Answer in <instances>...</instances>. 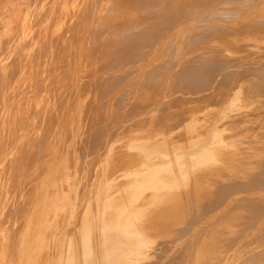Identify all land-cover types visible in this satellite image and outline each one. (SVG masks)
Returning a JSON list of instances; mask_svg holds the SVG:
<instances>
[{
    "label": "rangeland",
    "instance_id": "374dc122",
    "mask_svg": "<svg viewBox=\"0 0 264 264\" xmlns=\"http://www.w3.org/2000/svg\"><path fill=\"white\" fill-rule=\"evenodd\" d=\"M72 1L75 0H9L8 8L10 7L15 9L12 14L8 13L11 11L5 10V4L1 5L4 7L6 14H0V21L2 23H0L2 27L0 29V228L2 227L0 230V240L1 242H6V244L4 246H0V251L3 252L6 250L5 257L7 258L6 260H8V263L15 264L14 261L17 254H15L14 240L15 236L20 233V228L25 221L24 219L27 211H29L32 205L36 203L38 197L44 192V190H46L47 187L48 191L52 192L55 190L56 187L54 185H57L59 179H63L66 174H72V159L70 158L72 156V83L79 80V95L85 96L86 90H89V97H85V103L81 110V119L85 118L83 119L85 121L82 120V123L84 124L80 126L82 128V134L79 141L81 144L79 143L77 147V156H80L79 165L76 169V175L78 178L89 175V173L91 174L94 171L92 168L93 162L91 160L85 162L84 159L86 157H93L95 160L108 142L113 140L121 141L125 138L133 137L136 133L138 135H143L140 138H145L152 133L166 132L176 135L181 132V129H179L180 126L189 122L191 119L198 120L200 122L202 120L213 119V117L216 116L214 114H217L220 107L223 105V99L225 97L224 94L230 91L238 92L240 98L234 103L235 109L230 111L228 116L220 122L223 129V136L220 133L216 134L214 142L208 149L209 151L206 155V161H197V163L192 166V169L195 172L191 175L187 176L186 169L184 167L180 168L183 181L181 182V186L179 188H177L176 185H174L172 189L170 186L168 188H161L162 186L159 176L154 174L153 180L149 184L145 185V189L151 193V200L148 204L141 205L139 203V198H135L133 194V189L135 188L134 181H136V178L132 181L133 184H131L122 194L118 187L117 179L125 176L128 171L134 169L135 164L133 160L124 158L122 157L123 155H118L114 157V159L111 158L110 165L112 166H108L105 169V173H109L108 181H106V184L103 187H101L100 183L96 185L97 193L99 194L101 189H103V193L105 194V199L101 204L102 208L99 211L100 214L96 218L99 222V230L104 236L123 232L130 237L136 238L141 243L146 241L152 242V244L147 248L149 257L141 264H198L199 262V264H213L216 261L218 263L214 264H227V259L231 260V263L228 264H256L258 259H260V262L258 261L259 263L257 262V264H264V255L261 254L264 252V231H262L264 230V227H262L264 224V214H262L264 213V211H262L264 210V207H260L261 210L258 211V213H260L258 214L259 216L255 213L258 217L253 214L251 216L252 218L249 217L244 220L237 218L236 216H230L228 219V214L230 212L227 211H232L234 208H232V206L235 205V208L245 206V204L238 206V203H246V199L242 198L243 196H246L248 204L251 203L249 204L251 208L252 206L257 207L260 204L264 206L262 204L264 199H261L264 197V190H262L264 188L257 186L262 188L259 189L253 186L255 188H253L255 194L257 193V190L259 191L255 195L252 193L253 191L251 192L250 190V187L252 186H250V184L252 183L248 182V180L251 181L254 176L253 174L256 173V175H261L260 173L264 172V49L261 47L264 46V28L262 27L261 32V23L259 24V20L264 15V0H251L252 2L247 0L250 1L249 3L246 0L239 1H246L247 3L241 2V5H239L240 11L238 12H241V15H239H243V17L235 20L238 28L234 33L237 32V34H239L240 32L239 35H241L246 32L248 33L250 30V32H252V30H260V34H256L254 37L255 39L249 38V41L247 38L248 35L243 34V36L247 35L245 36V40H243V42L240 41L238 45H229L228 48L230 49H226L228 52V59L226 60L227 63L226 61L220 62L222 61V58L215 56L216 54L214 55L212 52L210 53V57L209 51L207 50H210V48L211 50L213 48L218 49V47H220H216L214 45L215 42L212 47V45L203 44L204 41L190 42L187 40L186 43L180 45L181 49H179V51L176 50L175 52V49L173 48L174 51L172 50V53H174V55L170 54V56L172 55L173 57L168 55L166 60L165 57L160 58L161 60L156 58L158 59L157 61H155L156 59H151L152 68L150 71L141 72L137 68L136 61L133 62L132 64H134V66H132V75L134 76V79L131 74L129 75L130 77L128 76L127 79H125L123 76H127V74H124L121 77L122 79L120 78V83L124 84L123 82L127 83L131 80L134 84V82L136 83L138 80L137 89L133 88L131 85L125 93H121V89L109 88L107 83L103 81V75L106 71L105 66H107L106 45L104 38L106 27L109 24L106 22L109 15H111L110 12L112 11L115 12L112 20L116 23L119 22L122 18L120 5L124 4L128 10L135 9L140 0H83L75 11L72 9ZM135 4L136 6H134ZM241 7L245 8L241 9ZM110 8H112V11ZM245 11L249 13H246ZM244 13H246V15ZM262 13L263 15H261ZM259 14L260 17L257 16ZM72 19L74 20L72 21ZM10 20L13 22L16 21L17 25H14L12 22L9 23ZM261 20H264V18ZM248 29L250 30L248 31ZM188 34L189 33L178 35L176 37V41L186 38ZM190 37L192 38L191 34ZM195 38L199 39L200 35ZM203 45H207L206 47L208 49L204 48V51L199 50V48H203ZM238 46H241V49H237ZM260 48L262 49V52ZM242 51H244V53ZM204 52H207V54L205 53L204 55ZM239 52H242V54L240 53V55ZM175 54H177V56ZM200 55L201 57L198 59ZM242 55H244L243 58H241ZM191 57L195 59H192ZM190 60H194L193 62L196 64H191L192 61ZM196 60H199V62ZM188 61L190 64L187 63ZM104 64L105 66H103ZM76 66L79 68H75ZM101 66H103V69H100ZM241 66L242 68L244 66L243 71ZM206 68H213L214 70L209 72V69L206 70ZM140 79L142 81H139ZM257 81L259 82L258 85L260 84V87L256 84ZM131 88H133L134 91ZM130 91L133 92L130 93ZM122 94H124V97L125 95L129 97H125V99L121 96ZM109 95L121 98H118L117 102L115 100L107 105L106 100ZM261 99L262 101H260ZM255 101H260L262 103L260 104ZM127 109L130 113L132 111L133 113L130 114ZM137 110L138 112L141 111L140 114H138V112L135 114V111ZM125 111L128 112V115L130 114L129 118H126L127 114H124ZM83 115L85 117H83ZM123 115L127 121L122 118L124 117ZM145 115L150 116L145 119ZM131 116L132 118L130 119ZM230 117L231 119H229ZM114 118L117 119L115 120ZM134 121L136 123H134ZM149 121L151 123L153 122L152 124L155 122V124L151 125ZM158 121H161V124ZM166 127H168V129H165ZM109 139L111 140L109 141ZM83 142H85L86 145ZM223 146L225 147L222 148ZM117 157L119 158L117 159ZM247 157L250 159L248 158L246 161ZM122 158L123 160L125 159L126 164L122 161ZM126 159L129 161L127 162ZM121 161L124 164H122ZM118 163H120V165ZM257 163L260 164L258 165ZM212 164L214 165L211 166ZM255 165L257 167L253 168ZM79 167L81 169H79ZM86 167H88V169ZM110 167L113 169L112 171L109 170ZM261 168L263 169L260 170ZM236 171L241 175L243 173V176L245 172H247V174H251L252 172L254 173H252V176L249 174L251 179L245 173V176L248 178V180L246 178V181L243 179L245 176L240 177L242 181L240 178L232 179L229 186V184L226 183H228L230 179H227V181L226 178H228V176H231L229 178L235 177V175H237ZM231 173L234 176H232ZM236 177L239 176L237 175ZM262 177L260 179H263L264 182V176L262 175ZM234 180H237V183L239 182L243 184L238 185V183L235 186L234 184L236 183H234ZM213 182H218L219 184L216 186ZM222 182H224L227 187H225V190L223 189L224 191L220 189L219 186L223 184ZM211 183H213V185ZM253 184L255 183L253 182ZM246 185L249 188L247 190L245 189ZM206 186L207 189L217 187V190L223 191V193L217 191L218 193L216 192V197L212 195V198L214 197L213 199L216 201L212 199V202L209 201V203L207 201L210 199L207 200V198H205L207 200L205 201V199L202 198L204 201L199 203L202 204L200 206L202 210L203 208H208L210 202L211 205L214 202H217L218 206H220L222 203L227 201L222 204L221 208L219 207V210L216 212V214L218 213V217H215V219L212 220V218L207 215V217L205 216L203 219V228L201 231H203V229L204 231L201 232L203 233L201 235L202 238L205 239L203 240L204 242L208 241L209 243L210 240L212 241H210V243L211 246L212 244L214 246L211 247L214 248L213 255L209 252H212L211 248L208 247V249L204 247V244H202L203 247L199 244L202 239L201 237L199 238V236V243L196 244V246H199L192 249L191 247H188V249L184 248L187 244L189 245L193 241V236L198 235V232L193 230V224L186 225L185 218H183V214L180 213V209L182 211L180 204L192 202V196H194V202L197 203L200 200L199 198L202 196H208V198H211V192H209V190L207 193L205 192L207 190ZM240 186H242V189ZM221 188H224V186ZM236 189H240L241 192L239 193L237 191L238 194H236ZM79 190V194L81 195L80 198L82 199L86 195V189L81 186ZM243 190H246L247 192ZM160 191H163V199L158 197V193H160ZM210 191L213 192L214 190ZM191 192L194 193V195ZM19 194H22V197L19 199L20 202H18V204L9 202L11 197L18 199ZM258 194H260L261 197L260 195L258 196ZM218 195L221 197L224 195H227L228 197L230 195L229 198H231L222 200V198ZM254 196L260 201L257 198H254ZM187 197H189L190 200H187ZM251 198H254V200H251ZM236 199H239L240 202H236ZM242 199H245V201ZM152 200L153 202H156V205H153ZM231 200H235V205ZM254 201H258V205H252V203L256 204ZM205 202L207 204L205 205L206 207L203 205ZM93 204L95 208H99L100 206L97 198L94 200ZM248 204H246V206L249 207ZM90 211V208H87L85 214L80 220L83 246L82 264H93L91 252L93 222L90 218ZM51 213L52 207L46 206L43 214L39 217L42 219V222L35 223L34 220L33 227L24 241L20 243L19 247L23 245L24 242H29L28 245L30 244L31 248L33 245H37H35L37 237V231L35 230L38 229L39 225L41 226V232L45 231L44 234L47 237H51V239L56 238L53 237L54 235L58 236L60 234L67 235L72 233V219L68 222H66L63 217L54 219ZM232 218L233 221L231 220ZM224 219H226L228 225L223 224ZM251 219L256 220V224H254L255 221L251 222ZM249 220L251 224L250 222L247 224ZM214 221H218L217 224L222 222V224L220 223V226H223H218L216 229L215 227L217 224ZM230 221L234 222V224H231ZM243 222L245 223L242 224V227L239 223ZM235 223L236 226H238L237 228ZM9 224H11L10 227ZM249 224L250 226L252 225L253 229L249 226ZM63 225H67L66 230L58 228ZM206 225L209 226L207 227ZM232 225L235 227L233 226L232 228ZM204 226H206L208 230L205 229ZM225 226H230V228H226ZM187 227H189V230L191 229V231H187ZM11 228L13 229L11 230ZM260 228H262V230ZM184 229H187V233ZM224 229H228L229 231L227 230L228 232H226ZM237 229H239V231ZM205 233H207L206 237ZM211 233H213V235ZM208 234L211 236H208ZM231 236L237 239H234ZM229 237L232 242L234 241L230 244V246L236 243L232 247L229 246ZM176 238L177 240L175 242ZM212 238L214 240H212ZM223 238L224 240H222ZM189 239H191V241H189ZM203 241L202 243H204ZM216 242L220 245L224 242V246L228 242L227 245L230 248L228 249L227 245L226 247L223 245L220 246ZM208 243H205V245ZM215 243L216 245H214ZM177 247L179 248L178 250L176 249ZM202 248L208 249L209 251L206 250L207 254L209 252L212 258L207 254L204 255V253H202L204 252V249L202 250ZM216 248H219L218 250H221L223 255L221 252H218ZM191 250L193 251L192 253ZM12 251H14V253H12ZM22 251H24V249H20V252ZM41 251L42 250L39 252ZM56 251L57 248L54 244H51L50 248L44 250L42 253H34L32 256H35L36 261L31 262L30 264H49L50 258L53 259ZM181 251H184V253ZM187 251H189L188 254ZM252 251L255 252V254ZM199 255L201 258L198 257ZM214 255L217 256L216 259ZM205 256L206 259H209L206 260ZM22 257L23 256L18 253L17 259L19 260ZM188 257L189 261H187ZM251 257H256L255 259L253 258L255 263L252 261ZM190 258L192 262L190 261ZM220 258L222 261H220ZM201 259L202 263L200 261ZM210 259H214V262L209 263L211 261ZM195 260H197L196 263H194ZM0 264L2 263L0 262ZM63 264H78L69 244L66 245L65 248ZM103 264L116 263L106 261L103 262Z\"/></svg>",
    "mask_w": 264,
    "mask_h": 264
},
{
    "label": "bare ground",
    "instance_id": "6f19581e",
    "mask_svg": "<svg viewBox=\"0 0 264 264\" xmlns=\"http://www.w3.org/2000/svg\"><path fill=\"white\" fill-rule=\"evenodd\" d=\"M83 0H75V1H72V9L73 11H75L80 3H82ZM95 1V0H94ZM240 0H140V2L138 3V6L135 7V9H130L128 10V8L125 7L124 4L120 5L121 6V11H122V14H121V19L119 20V22H114L112 19L113 17V14L115 12L112 11V8L110 12L111 15H109L108 19H107V22L109 25L106 27V32H105V38H104V41H105V45H106V60H107V66H105V64L103 66L106 67V71L103 75V81L105 83H107V85L109 86V88L111 89H114V88H117V89H121V93H125L127 92V90L131 87V85L133 86V88H136L137 89V82L133 84V81L131 82H123L124 84H121V77L124 75V74H127V76H123V78L125 77V79H127V77L131 74H133V70H132V66H134V64H132L133 62L136 61V64H137V68L141 71V72H146V71H150V69L152 68L151 64H152V60H155L156 58H162V57H165V60H166V57H168V55L170 56V54H173L172 53V50L174 51L175 49V52L176 50L179 51V49H181V46L182 44L186 43L187 40H189L190 42H202L204 41L203 44H207V45H212L213 47V44L215 42V46H220L218 47V49L216 48H213L210 50L205 46L203 45V48H199V50H203L204 48L208 49L207 51H209V55L211 57V52L214 53L215 56L219 57V58H222V61L220 62H224L228 59V52L227 50L230 49L228 48L229 45L231 44H239L240 41L243 42V40H245V36L248 35V41H249V38H253L255 39V35L256 34H260V30L262 29V27L264 28V20H261L262 18H264V15L263 13L261 15L262 18L259 20V24L261 23V28L260 30H257V31H253L250 32L251 30L248 29V33H243V34H247L245 36L242 35H239L236 33H234L236 30H237V24H236V21L235 20H238L240 18L243 17L240 16L241 12H238L240 11V6L241 5L240 3L241 2H245V3H249L250 1H241L239 2ZM87 2V1H86ZM138 2V1H137ZM252 2V1H251ZM84 3V2H83ZM243 3V4H245ZM264 3V2H263ZM256 4V3H255ZM257 5V4H256ZM261 5V4H260ZM136 6V4L134 5ZM82 7V6H81ZM247 7V5H246ZM242 8H245V7H241ZM81 9V8H80ZM83 9V8H82ZM86 9V8H85ZM106 9V8H105ZM108 9V8H107ZM109 10V9H108ZM251 10V9H250ZM83 11V10H82ZM81 12V11H80ZM246 12V11H245ZM251 12V11H250ZM246 13H249V12H246ZM246 13H244L246 15ZM75 14V13H74ZM78 14V13H77ZM240 14V15H239ZM119 15V14H118ZM249 15V14H248ZM236 16V17H235ZM260 17V14L257 15ZM74 19H72L73 21ZM80 20V19H79ZM245 20V19H243ZM249 20V19H247ZM258 20V19H257ZM82 21V20H81ZM84 22V21H83ZM263 22V23H262ZM238 23V21H237ZM73 25V24H72ZM75 25V24H74ZM240 25V23H239ZM75 27V26H74ZM82 27V26H81ZM83 28V27H82ZM253 28V27H252ZM74 29V28H73ZM241 29V28H239ZM238 29V30H239ZM247 29V28H246ZM255 29V28H254ZM99 32V31H98ZM262 32V30H261ZM83 33V32H82ZM101 33V32H100ZM184 33H189L186 38L182 39V40H177L176 41V37L180 34H184ZM204 33V34H202ZM190 34L192 36V38L190 37ZM200 35V38L199 39H196L195 37L199 36ZM259 36V35H258ZM257 36V37H258ZM256 37V38H257ZM260 38V37H259ZM259 40V39H258ZM247 41V42H248ZM255 42V41H253ZM246 43V42H245ZM257 43V42H256ZM83 44V43H82ZM255 44V43H254ZM250 45V44H249ZM74 46V44H73ZM82 46V45H81ZM259 46V45H258ZM180 47V48H179ZM240 47V48H239ZM263 49H264V46H261ZM78 48V47H77ZM174 48V49H173ZM178 48V49H176ZM81 49V48H79ZM227 49V50H226ZM237 49H241V46H238ZM244 49H247V48H244ZM261 49V48H260ZM76 50V49H75ZM82 50V49H81ZM236 50V49H235ZM249 50V49H248ZM259 50V49H258ZM83 51V50H82ZM204 51V50H203ZM202 51V53H203ZM232 51V50H231ZM247 51V50H245ZM251 51V50H249ZM253 51V50H252ZM73 52V51H72ZM193 52V51H192ZM234 52V51H232ZM244 53V51H242ZM242 52H239V54ZM261 52H262V49H261ZM80 53V52H79ZM179 53V52H178ZM205 53L207 54V52H204V55ZM237 53V52H235ZM77 54V52H76ZM75 54V55H76ZM82 54V53H81ZM240 54V55H241ZM79 55V54H78ZM177 56V54H175ZM239 55V56H240ZM246 55V54H245ZM249 55V54H247ZM251 55V54H250ZM253 55V54H252ZM191 56V55H190ZM196 56V55H194ZM208 56V55H207ZM214 56V58H215ZM235 56V55H234ZM244 55H242L241 58H243ZM170 57H173L172 55ZM198 57V56H197ZM201 55L198 57V59H200ZM237 57V56H236ZM248 57V56H247ZM176 58V57H175ZM192 59H195L193 57H191ZM152 59V60H151ZM164 59V58H163ZM206 59V57H205ZM232 59V58H231ZM77 60V59H76ZM82 60V59H81ZM148 60V61H147ZM158 59H156L155 61H157ZM161 60V59H160ZM176 60V59H175ZM236 60V59H235ZM163 61V60H162ZM192 61V63H195L193 62L194 60H190ZM197 62H199V60H196ZM205 61V60H204ZM203 61V62H204ZM238 61V60H237ZM236 61V62H237ZM79 62V61H77ZM83 62V60H82ZM240 62V61H238ZM237 62V64H238ZM74 63V61H73ZM187 63L190 64V62L188 61ZM227 63V61H226ZM196 64V63H195ZM236 64V65H237ZM79 65V64H78ZM159 65V64H158ZM186 65V64H185ZM209 65V64H208ZM234 65V64H233ZM240 65V64H239ZM244 65V64H243ZM249 65V64H248ZM247 65V66H248ZM255 65V64H254ZM82 66V65H81ZM101 66L100 69L103 67ZM157 66V65H155ZM154 66V67H155ZM189 66V65H188ZM226 66V64H225ZM235 66V65H234ZM85 67V66H84ZM104 67V69H105ZM175 67V65H174ZM183 67V66H182ZM185 67V66H184ZM195 67V65H194ZM197 67V66H196ZM204 67V66H203ZM211 67V66H210ZM233 67V66H231ZM75 68H79L78 66H76ZM83 68V67H82ZM135 68V67H134ZM224 68V67H223ZM242 68V66H241ZM244 68V66H243ZM243 68H242V71H243ZM247 68V67H246ZM245 68V69H246ZM99 69V70H100ZM103 69V68H102ZM137 69V71H138ZM209 69L208 71L211 72L212 70H214L213 68H206V70ZM222 69V68H221ZM227 69V68H226ZM98 70V71H99ZM217 70V69H216ZM215 70V71H216ZM231 70V69H230ZM233 70V69H232ZM81 71V70H80ZM102 71V70H101ZM135 71V70H134ZM182 71V70H181ZM202 71V70H201ZM207 71V72H208ZM234 71V70H233ZM246 71V70H245ZM75 72V71H74ZM83 72V71H82ZM220 72V71H219ZM231 72V71H229ZM236 72V71H235ZM102 73V72H100ZM139 73V72H138ZM137 73V74H138ZM73 74V73H72ZM76 74V73H74ZM136 74V76H137ZM140 74V73H139ZM138 74V75H139ZM219 74V73H218ZM230 74V73H229ZM235 74V73H234ZM233 74V75H234ZM184 75V74H183ZM100 76V75H99ZM133 76V75H132ZM216 76V74H215ZM214 76V77H215ZM232 76V74H231ZM236 76V75H235ZM90 77V76H89ZM130 77V76H129ZM139 77V76H138ZM145 77V76H143ZM142 77V78H143ZM229 77V76H228ZM233 77V76H232ZM100 78V77H99ZM121 78V79H120ZM141 78V77H140ZM175 78V77H174ZM178 78V77H177ZM219 78V77H218ZM131 79V78H130ZM133 79H134V76H133ZM137 79V78H136ZM145 79V78H144ZM211 79V78H209ZM75 80V79H73ZM166 80V79H165ZM212 80V79H211ZM233 80V79H231ZM230 80V81H231ZM79 81V80H78ZM78 81H74L72 83V156L70 157L72 159V174L69 173V174H66L65 177L63 179H59L58 180V183L57 185L55 184L54 186L56 187L55 190H53L52 192L48 191V187L46 188V190H44V192L38 197V200L36 201L35 204L32 205V207L30 208L29 211H27L26 213V216H25V221L22 225V227L20 228V233L15 236V240H14V249H15V254H17V257H18V247L20 245V243H22L24 241V239L28 236L31 228L33 227L34 225V220H38L39 217L43 214V211L45 209L46 206H51L52 207V216L54 219L58 218V217H63L64 220L66 222H68L69 220L72 219V233L71 234H60L58 236H53V237H56L55 239H51V237H47L44 232L42 231L41 233L39 232V229H37V234H36V244H37V252H39L40 250H42L41 252L39 253H42L44 250L50 248L51 244H54V246L57 248V251L55 253V255L53 256V259L50 258L49 260V264H63L64 263V252H65V248H66V245H70V248H71V251L72 253L74 254L75 256V259H76V262L78 264H82V235H81V228H80V220L82 218V216L85 214L87 208H90V218L92 220V234H91V243H92V247H91V252H92V263L93 264H103V262H106V261H111V262H115L116 264H141V263H144L147 258L149 257L148 255V247L152 244L151 241H146L144 243H141L139 242L136 238L134 237H130L128 235H126L125 233L123 232H120V233H115V234H112V235H109V236H104L101 234L100 230H99V222H98V219L96 218L100 213V209L102 208L101 207V204L103 203L104 199H105V194L103 193V189H101L100 193L98 194L97 193V190H96V185L98 183L101 184V187L105 186L106 184V181H108L109 179V173H105V169L108 167V166H112L110 165V162H111V158L114 159V157L118 156V155H123L122 157L124 158H128V159H131L133 160L134 162V169L133 170H130L126 173L125 176L123 177H120L117 179L118 181V187H119V191L121 192V194L127 189L129 188V186L132 183V181L134 180V178H136L134 181L135 183V188L133 189L134 191V197L135 198H139V203L141 205H145V204H148L149 201L151 200L150 198V195L151 193L145 189V185L149 184L153 178H154V174H157L159 176V179H160V182H161V188H165V187H169L172 189V187L174 185L177 186V188H179L181 186V182L183 181V176L181 175V170L180 168L181 167H184L186 169V173H187V176L191 175L193 172V169H192V166L197 163V161H202V162H205L206 159H207V153H208V149L211 147L212 143L214 142V139H215V136L216 134L220 133L222 134L223 136V129L221 127V124L220 122L228 116L229 112L232 111L233 109H235L234 107V103L236 100H238L240 97L238 95V92L236 91H230L225 95L224 97V101H223V105L222 107H220L219 111L217 112V114L215 113L213 117V119H210V120H202L201 122L198 121V120H190L189 122L187 123H184L183 125L180 126L179 129H181L176 135H172L171 133H152L148 136H146L145 138H140L141 136L143 135H138L136 133V135H133V137H130V138H125L121 141H118V140H113L111 142H105L107 143L106 146L103 148L102 152L99 154L98 157L94 158L93 157H86L84 160L85 162H88V161H92L93 162V165H92V168H93V172L89 175H86V176H83V177H80L78 178L76 173V169H77V166L79 165V157L77 156L78 154V151H77V147L79 145V141H80V136L82 134V128L80 127L82 124V120L85 119V118H82L81 119V115H82V106L84 105L85 103V97L88 96L89 94V90H86V95L85 96H80L79 95V84H78ZM129 81V80H128ZM139 81H142L141 79ZM167 82V80H166ZM173 82V81H172ZM171 82V83H172ZM227 83V82H226ZM231 83V82H230ZM258 81H257V85H258ZM261 83V82H260ZM165 84V83H163ZM186 84V83H185ZM255 84V83H254ZM79 85V86H78ZM206 85V84H204ZM230 85V84H229ZM260 85V84H259ZM258 85V86H259ZM240 86V85H239ZM253 86V84H252ZM257 86V87H258ZM162 87V86H161ZM167 87V86H166ZM199 87V86H198ZM204 87V86H203ZM249 87V86H248ZM254 87V86H253ZM251 87V88H253ZM260 87V86H259ZM263 87V86H262ZM131 88V89H133ZM163 88V87H162ZM196 88V87H195ZM212 88V87H211ZM238 88V87H237ZM243 88V87H242ZM230 89V88H229ZM250 89V88H249ZM255 89V88H254ZM261 89V88H260ZM259 89V90H260ZM108 90V89H107ZM116 90V89H115ZM114 90V91H115ZM198 90V89H197ZM200 90V89H199ZM201 90L203 91V89L201 88ZM210 90V89H208ZM232 90V89H230ZM258 90V88H257ZM262 90V89H261ZM118 91V90H117ZM134 91V89H133ZM132 91V92H133ZM229 91V90H227ZM226 91V92H227ZM263 91V90H262ZM129 92V91H128ZM130 91V93H132ZM259 92V91H257ZM116 93V92H115ZM160 93V92H159ZM203 93V92H202ZM246 93V92H244ZM260 93V92H259ZM127 94V93H126ZM255 94V93H254ZM116 95V94H115ZM124 94H122L121 96H123ZM223 95V96H224ZM246 95V94H245ZM173 96V95H172ZM89 97V96H88ZM125 97H127L125 95ZM123 96V98H125ZM129 97V96H128ZM127 97V98H128ZM160 97V96H159ZM264 97V96H263ZM118 98H121V97H115L114 95L113 96H108L107 100H106V103L107 105L113 101L116 100L117 102V99ZM223 98V97H222ZM248 98V96H247ZM126 99V98H125ZM258 99V98H257ZM251 100V99H250ZM134 101V100H133ZM262 101V99L260 100ZM260 101H255V102H259L260 104L262 102ZM123 102V101H122ZM141 102V101H140ZM131 103V102H130ZM253 103V102H252ZM87 104V103H86ZM119 104V103H118ZM123 104V103H121ZM129 104V103H128ZM137 104V103H136ZM154 104V103H153ZM250 104V103H249ZM255 104V103H254ZM127 105V104H126ZM259 105V104H257ZM122 106V105H121ZM104 108V107H103ZM137 108V107H136ZM103 110V109H102ZM133 110V109H131ZM151 110V109H150ZM154 110V109H153ZM127 111L129 112V110L127 109ZM125 111L124 114H127L126 118L128 117L129 118V115L131 113H133V111L128 115V112ZM155 111V110H154ZM210 111V110H209ZM127 112V113H126ZM137 111H135V114H136ZM141 112V111H140ZM140 112H138V114H140ZM145 112V111H144ZM147 112V111H146ZM207 112V111H206ZM212 112V111H211ZM216 112V111H215ZM151 113V111H150ZM157 113V112H156ZM246 113V112H244ZM155 114V112H154ZM207 114V113H206ZM243 114V113H242ZM133 115V114H132ZM241 115V114H240ZM250 115V114H249ZM124 116V115H123ZM140 116V115H139ZM144 116V115H143ZM150 116V115H149ZM149 116H146L145 115V119ZM209 116V115H208ZM239 116V115H238ZM237 116V117H238ZM254 116V114H253ZM83 117H85L83 115ZM137 117V116H136ZM202 117V116H201ZM212 117V116H211ZM123 119H125V116L122 117ZM132 118V116L130 117V119ZM135 118V117H134ZM142 118V117H141ZM115 120L117 118H114ZM144 119V121H145ZM150 119V118H149ZM148 119V120H149ZM155 119V118H154ZM159 119V118H158ZM196 119V118H195ZM199 119V118H198ZM231 119V117L229 118ZM127 121V119H125ZM138 120V119H137ZM142 120V119H141ZM157 120V118H156ZM85 121V120H83ZM124 121V120H122ZM121 121V122H122ZM131 121V120H130ZM129 121V122H130ZM152 121V120H150ZM149 121V122H150ZM114 122V121H112ZM159 123L161 121H158ZM156 122V123H158ZM118 123V122H117ZM126 123V122H125ZM134 123H136L134 121ZM151 123V122H150ZM153 123V122H152ZM151 125H154L152 124ZM228 123V122H227ZM133 124V123H132ZM131 124V125H132ZM161 124V123H160ZM225 124V123H224ZM87 125V123H86ZM119 125V124H118ZM135 125V124H133ZM158 125V124H156ZM165 125V124H163ZM84 126V125H83ZM122 126V125H121ZM120 126V127H121ZM168 126V125H167ZM87 127V126H86ZM169 127V126H168ZM168 127H166L165 129H168ZM88 128V127H87ZM117 128V127H116ZM140 128V127H139ZM138 128V129H139ZM144 128V127H143ZM151 128V127H150ZM114 129V128H113ZM154 129V127H153ZM112 130V129H111ZM118 130V129H117ZM132 131H136V130H132ZM154 131V130H152ZM117 132V131H116ZM120 132V131H119ZM129 132V131H127ZM86 133V132H85ZM85 133H84V136H85ZM99 133V132H98ZM90 134V133H89ZM119 134V133H118ZM124 134V133H123ZM122 134V135H123ZM135 134V133H134ZM236 134V132H235ZM263 134V133H262ZM120 135V134H119ZM121 135V137H122ZM145 135V134H144ZM114 137V136H113ZM120 137V138H121ZM260 137V136H259ZM97 138V137H96ZM109 138V137H108ZM118 138V139H120ZM263 138V137H262ZM82 139V137H81ZM111 139H109L110 141ZM243 142V141H242ZM249 142V141H248ZM85 143V142H83ZM98 143V142H97ZM104 143V144H105ZM81 144V143H80ZM86 145V143H85ZM246 146V145H245ZM254 146V145H253ZM93 147V146H92ZM225 146H223L222 148H224ZM259 147V146H258ZM83 148V147H82ZM246 148V147H244ZM247 149V148H246ZM260 149V148H259ZM258 149V150H259ZM243 150V149H242ZM257 150V149H256ZM255 150V151H256ZM84 151V149H83ZM244 151V150H243ZM251 153V152H250ZM86 155V154H84ZM87 156V155H86ZM85 157V156H84ZM121 157V156H120ZM250 157V156H249ZM246 159V161L248 160V158ZM253 157V156H252ZM263 157V156H262ZM119 157H117L118 159ZM250 159V158H249ZM116 160V159H115ZM121 160V159H120ZM127 160V159H126ZM258 160V159H257ZM255 160V161H257ZM122 161L125 162L126 164V161L125 159L123 160L122 158ZM121 161V162H122ZM129 160H127L128 162ZM261 161V160H260ZM259 161V162H260ZM83 162V161H82ZM119 162V161H118ZM245 162V161H244ZM251 162V161H250ZM263 162V161H262ZM247 163V162H246ZM253 163V162H252ZM252 163H249V164H252ZM256 163V162H255ZM261 163V162H260ZM259 163V164H260ZM86 164V163H85ZM115 164H116V161H115ZM114 164V165H115ZM120 165V163H118ZM122 164H124L122 162ZM128 164V163H127ZM258 164V163H257ZM258 164V165H259ZM214 164H212L211 166H213ZM262 165V164H261ZM84 166V165H83ZM87 166V165H86ZM125 166V165H124ZM127 166V165H126ZM119 167V166H117ZM129 167V166H128ZM254 167H257L256 165L253 166ZM264 167V166H263ZM88 169V167H86ZM79 169H81L79 167ZM259 169V167H258ZM263 168H261L260 170H262ZM68 170V169H67ZM109 170H113L110 169ZM257 170V169H255ZM87 171V170H86ZM241 171V170H240ZM239 171V172H240ZM258 171V170H257ZM264 171V170H263ZM244 172V171H242ZM259 172V171H258ZM222 173V172H221ZM241 173V172H240ZM247 176H249L250 173L247 174V172H245ZM245 173H244V176H245ZM254 173V172H252ZM252 173L250 174V176H252ZM81 174V173H80ZM232 174V173H231ZM236 174L239 176V177H236L237 175H235V177H232V178H229L231 176H228V178H226V180L230 179L228 181V183L226 184H229L230 182H232V179H236V178H240L241 176H243V173L242 175L239 174L237 171H236ZM261 175L257 174H253L254 176L252 177L251 181L248 180L247 176H243L242 178L245 179L246 181V178L248 180V182L252 183L250 184V190L251 192L255 189V188H259L257 186H261L264 188V182H263V179H260L262 177V175L264 176V172L260 173ZM225 175V174H224ZM228 175V174H226ZM223 176V175H222ZM232 176H234L232 174ZM227 177V176H226ZM263 178V177H262ZM240 180L242 181V179L240 178ZM83 181H84V184H83ZM237 181V180H236ZM235 180H234V184L235 186L239 183H237ZM239 181V179H238ZM253 182L255 184H253ZM215 183V182H213ZM213 183H211L213 185ZM224 184V182H222ZM221 183V184H222ZM246 183V182H245ZM244 183V184H245ZM257 183V185H256ZM83 184V185H82ZM216 186L219 184L218 182L215 183ZM219 185L220 186V189H224L225 190V187L226 185ZM232 184V183H231ZM243 183H239L238 185H241ZM233 185V184H232ZM249 185V184H248ZM256 185V186H255ZM66 186V187H65ZM81 186L83 188H85V192H86V195L81 199V195L79 194L80 192V188ZM224 188H221L223 187ZM230 186V184H229ZM244 186V185H243ZM255 188H254V187ZM210 187V186H209ZM241 189H242V186H240ZM205 188V187H204ZM216 188V189H215ZM219 188V187H218ZM227 188V187H226ZM233 188V186H232ZM231 188V189H232ZM238 188V186H237ZM254 188V189H253ZM203 189V188H202ZM206 189H207V186H206ZM205 189V190H206ZM230 189V190H231ZM235 189V188H234ZM233 189V190H234ZM244 189V188H243ZM246 190L249 189L246 185ZM259 189H262V188H259ZM165 190V189H164ZM163 190V191H164ZM209 190V192H211V195L210 197L211 198H208V196H202L201 194V198H199L200 200L197 202H194V199L192 196L191 198V201L192 202H185V203H181L180 206L182 207V211L180 209V213L183 214V218H185V221H186V225H189V224H193L194 228L193 230L197 231L198 232V235H195L196 236H193V241L190 243L189 245L187 244L186 247H184L185 249L188 247H191L192 248H196V244H198L199 240H198V236L199 238L201 237L202 238V235L204 231H201L202 230V223H203V219L204 217L207 215H209L212 220L215 219V217H218V213L216 214V212L219 210V207L221 208V205L226 203H222L220 206H218V203L217 202H214L212 205H211V202H212V199L214 197H216V192L218 191L217 190V187H214V188H208L205 192L207 193V191ZM210 190H216L215 191V194H214V191H210ZM223 190V191H224ZM246 190H243L245 192H247ZM257 190V189H256ZM264 190V189H262ZM82 191V190H81ZM162 191V192H163ZM204 191V189H203ZM220 191V190H219ZM218 191V192H219ZM223 191H220L221 193H223ZM227 191V189H226ZM229 191V190H228ZM236 194H238V192L240 193V189H236L235 190ZM238 191V192H237ZM249 191V190H248ZM261 191V190H260ZM84 192V193H85ZM162 192L160 191V193H158V197L160 199H163L164 196L162 194ZM202 192V191H201ZM217 192V193H218ZM234 192V191H233ZM259 191L257 190V193ZM192 193V192H191ZM203 193V192H202ZM232 193V191H231ZM243 193V192H242ZM253 194L254 191L252 192ZM256 193V194H257ZM194 195V193H192ZM190 194V195H192ZM228 194V193H226ZM230 194V192H229ZM251 194V195H253ZM255 194V195H256ZM84 195V194H83ZM206 195V194H205ZM212 195L214 196L212 198ZM232 195V194H231ZM240 195V194H239ZM249 195V194H247ZM260 194H258L259 196ZM264 195V194H263ZM199 196V195H198ZM219 196V195H218ZM226 196V197H225ZM230 196V195H229ZM229 196L227 197V195H224V196H219L223 199H226V198H229ZM22 197V194H19L18 195V199H14L13 197L10 198L9 202H14L15 204H18L19 199H21ZM218 197V199H219ZM234 197V196H232ZM261 197V195H260ZM259 197V198H260ZM97 198L98 200V203L100 204L99 208H95L93 205V202L94 200ZM207 198L210 199V200H206L208 203L209 201L210 202V205H208V208L204 209L203 210L201 209V205L202 204H199L201 202H203L204 200H202ZM231 198V197H230ZM229 198V199H230ZM241 198V197H240ZM242 198H245V199H242L243 201H245L246 203H243L241 202L242 204L238 203L240 205H243L245 204V206H241L240 208L237 207L235 208V203L239 201V199L237 200L236 199V202L234 203V201H232L234 203L235 206H232L233 210L230 211V210H227L229 211L230 213L228 214V219L229 217L231 216H236L237 218H241L242 220L244 219H248L249 217H251L253 214L258 213V211L261 210V208H263L264 206H262L261 204L258 205V201H254L256 204H253L252 205H258L257 207L256 206H251L249 204L251 203H247V198L246 196L242 197ZM249 198V197H248ZM254 198H257L254 196ZM254 198L251 200H254ZM198 199V198H196ZM228 199V201H229ZM234 199V198H233ZM250 199V198H249ZM258 199V198H257ZM261 199H264L261 198ZM187 200H190L189 197H187ZM214 200V199H213ZM221 200V201H222ZM241 200V201H242ZM259 200V199H258ZM145 201V202H144ZM216 201V200H214ZM218 201V200H217ZM260 201V200H259ZM8 202V203H9ZM153 202V200H152ZM252 202V201H251ZM216 203V204H215ZM260 203V202H259ZM230 204V203H228ZM246 204L249 205L246 206ZM264 205V202L262 203ZM153 205H156V202H153ZM204 206L207 205L206 202L205 204H203ZM15 206V205H14ZM228 206V205H227ZM230 206V207H231ZM203 207V206H202ZM206 207V206H205ZM261 207V208H260ZM231 208V209H232ZM264 209V208H263ZM264 211V210H262ZM224 212V211H223ZM207 213V214H206ZM210 213V214H208ZM226 214V213H225ZM224 214V216H225ZM264 214V213H262ZM227 215V214H226ZM255 214V216H257ZM221 216V214H220ZM223 216V217H224ZM259 216V215H258ZM257 216V217H258ZM209 217V218H210ZM226 217V216H225ZM262 217V216H261ZM84 218V217H83ZM210 218V219H211ZM234 218V217H233ZM233 218L231 219L233 221ZM252 218V217H251ZM260 218V217H259ZM218 219V218H217ZM216 219V220H217ZM220 219V217H219ZM218 219V220H219ZM235 219V218H234ZM254 219V218H253ZM251 219V222H254V224H256V220H253ZM261 219V218H260ZM207 220V219H206ZM209 220V219H208ZM222 220V219H221ZM220 220V221H221ZM253 220V221H252ZM229 221V220H228ZM238 221V219H237ZM235 221V222H237ZM241 221V220H240ZM247 221V220H246ZM245 221V222H246ZM82 222V221H81ZM215 222V221H214ZM213 222V224H214ZM218 222V221H217ZM217 222H215L217 224ZM225 222V223H224ZM231 222V221H230ZM229 222V223H230ZM245 222L243 223H239V225L242 226V224H244ZM250 222V220L247 222V224ZM250 222V224H251ZM259 222V220H258ZM257 222V223H258ZM222 224V222H220ZM218 223L217 226L215 227L217 229L218 226H220L221 224ZM212 224V225H213ZM223 224H227V221L226 219H224L223 221ZM231 224H234V222H231ZM230 224V225H231ZM249 224V226H250ZM11 224H9V227H10ZM210 225V224H209ZM209 225H206L207 227ZM228 225V224H227ZM66 226L67 225H63L62 227H58L59 229L61 228L62 230H66ZM192 226V225H191ZM205 227V229H207V227ZM223 226V225H222ZM220 226V227H222ZM234 225H232V228H233ZM235 226H236V223H235ZM234 226V227H235ZM240 226V228H241ZM69 227V226H68ZM162 227V226H161ZM164 227V226H163ZM185 227V226H184ZM212 227V226H211ZM226 227V226H225ZM230 228V226H228ZM226 227V228H228ZM238 226H236L237 228ZM243 227V226H242ZM252 228V225L250 226ZM264 227V224L263 226ZM2 228V227H1ZM0 228V230H1ZM4 228V227H3ZM187 229H184V231L187 233V231H191V229L189 230V227H187ZM191 228V227H190ZM213 228V227H212ZM224 228V227H223ZM250 228V229H251ZM10 229V228H9ZM13 228H11L12 230ZM178 229V228H177ZM183 229V228H182ZM247 229V228H246ZM253 229V228H252ZM262 230V228H260ZM68 230V229H67ZM179 230V229H178ZM187 230V231H186ZM208 230V229H207ZM206 230V232H207ZM211 230V229H210ZM215 230V229H213ZM212 230V231H213ZM223 230V229H222ZM228 230V229H227ZM227 230L224 229V231L228 232ZM233 230V229H231ZM239 231V229H237ZM244 230V228H243ZM170 231V230H169ZM183 231V232H184ZM260 231V230H259ZM264 231V230H262ZM261 231V232H262ZM182 232V231H181ZM210 232V231H209ZM215 232V231H214ZM231 232V231H230ZM235 232V231H233ZM67 233V232H66ZM70 233V232H69ZM184 233V234H186ZM208 233V232H207ZM205 233V237H206V234ZM216 233V232H215ZM223 233V232H222ZM220 233V234H222ZM240 233V232H239ZM238 233V235H239ZM11 234V233H10ZM47 234V233H46ZM213 235V233H211ZM218 234V233H217ZM230 234V233H229ZM247 234V232H246ZM257 234V233H256ZM183 235V234H182ZM235 235V234H234ZM248 235V234H247ZM258 235V234H257ZM1 236V235H0ZM179 236V235H178ZM204 236V235H203ZM208 236H211L210 234H208ZM207 236V238H208ZM230 236V235H229ZM183 237V236H182ZM181 237V238H182ZM213 237V236H212ZM219 237V236H218ZM232 238H234L233 236H231ZM237 237V235H236ZM180 238V239H181ZM226 238V237H225ZM234 239H237V238H234ZM233 239V240H234ZM262 239V237H261ZM177 238L175 239V242H176ZM203 240L205 239H201L200 243L199 244H204V247L206 248H211V247H214L213 244L211 246V243L209 241L204 242ZM207 240V239H206ZM212 240H214L212 238ZM218 240V239H217ZM216 240V241H217ZM221 240V239H220ZM224 240V238L222 239ZM27 241V240H26ZM30 241V240H28ZM183 241V240H181ZM180 241V242H181ZM188 241V240H187ZM189 241H191V239H189ZM202 241L204 243H202ZM229 246L231 243H233L229 237ZM238 241V240H237ZM33 242V241H32ZM154 242V241H153ZM179 242V243H180ZM212 242V241H211ZM215 242V241H214ZM225 242V241H224ZM222 243L221 245L225 244V243ZM236 242V240H235ZM243 242V241H242ZM246 242V241H245ZM260 242H263V241H260ZM29 243V242H28ZM26 243V244H28ZM173 243V242H172ZM205 243H208L207 245H205ZM217 243V242H216ZM216 243L214 245H216ZM250 243V242H249ZM258 243V242H257ZM6 244V242H1L0 240V246H4ZM219 244V243H217ZM228 244V242L226 243V245ZM236 244V243H235ZM233 244V245H235ZM252 244V243H251ZM30 245V244H29ZM32 245V244H31ZM170 245V244H169ZM186 245V244H184ZM200 245V247H201ZM210 245V246H209ZM220 245V244H219ZM218 245V246H219ZM220 245V246H221ZM226 245L224 247H226ZM232 245V246H233ZM27 246V245H26ZM25 246V247H26ZM157 246V245H156ZM172 246V245H171ZM222 246V248H223ZM230 246V247H232ZM243 246V245H242ZM245 246V245H244ZM34 247V245L32 246V248ZM199 247V248H200ZM203 247V245H202ZM228 247V245H227ZM228 247V249L230 248ZM246 247V246H245ZM257 247V246H256ZM170 248V246H169ZM208 248V249H209ZM221 248V247H220ZM221 248V250H222ZM177 250L179 249L178 247L176 248ZM204 248H202L203 250ZM208 249H204L202 253L207 254V251ZM212 249V252L209 251L210 253H212L213 255V250L214 248H211ZM218 252H221V250L219 251L218 249L219 248H216ZM232 249V248H231ZM13 250V249H12ZM196 250V249H195ZM194 250V251H195ZM201 250V249H200ZM227 250V248H226ZM262 250V249H261ZM198 251V250H197ZM196 251V252H197ZM24 252V251H23ZM177 252V251H176ZM182 252V251H181ZM193 251L191 250V253ZM206 252V253H205ZM209 255L210 256V254ZM216 252V251H215ZM226 252V251H224ZM229 252V251H228ZM253 252V251H252ZM259 252V251H258ZM263 252V250H262ZM12 253H14V251H12ZM11 253V255H12ZM180 253V252H179ZM184 253V251L182 252ZM189 253V251H187V254ZM195 253V252H194ZM193 253V254H194ZM222 253V252H221ZM239 253V252H238ZM255 254V252H253ZM264 253V252H263ZM263 253H261L262 255H264ZM186 254V255H187ZM217 254V253H216ZM226 254V253H224ZM253 254V255H254ZM259 254V253H258ZM260 254V255H261ZM6 255V250L5 251H0V262H7L8 260H6L7 258L5 257ZM28 255V254H27ZM181 255V254H180ZM191 255V254H190ZM195 255V254H194ZM223 255V253H222ZM8 256V255H7ZM165 256V255H164ZM215 256V259H216V255ZM17 257L15 258V263L17 261ZM179 257V256H178ZM198 257L201 258V256L199 255ZM197 257V258H198ZM212 258V256H210ZM219 257V256H218ZM250 257V256H249ZM29 256H27V260L26 262L28 263L30 261V259H28ZM196 258V259H197ZM252 258V261L254 262L255 260H253L254 257H251ZM256 258V257H255ZM254 258V259H255ZM36 259V258H35ZM157 259V258H156ZM161 259V258H160ZM158 259V260H160ZM194 259V257H193ZM203 259V258H202ZM202 259L200 260L201 263H202ZM205 259H206V256H205ZM209 259V258H208ZM206 259V260H208ZM223 259V258H222ZM244 259V258H243ZM249 259V258H247ZM258 259V258H257ZM262 259V258H261ZM34 260V258L32 259ZM38 260V259H37ZM211 260V259H210ZM214 260V259H213ZM213 260H211L209 263L211 262H214ZM218 260V259H217ZM245 260V259H244ZM251 260V259H250ZM44 261V259H43ZM187 261H189V257L187 259ZM190 261L192 262L191 258H190ZM197 260H195L194 263H196ZM199 261V260H198ZM220 261L221 258H220ZM258 261L260 262V259H258ZM257 261V262H258ZM25 262V261H24ZM256 262V264H257ZM258 262V263H259ZM264 262V261H263ZM8 263V262H7ZM182 263V262H181ZM190 263V262H189ZM200 263V262H199ZM198 263V264H199ZM205 263V262H204ZM208 263V262H206ZM214 263H218L217 261L214 262ZM213 263V264H214ZM226 263H231V260L227 259L226 260ZM255 263V262H254ZM150 264V263H149ZM191 264V263H190ZM203 264V263H202ZM243 264V263H242Z\"/></svg>",
    "mask_w": 264,
    "mask_h": 264
},
{
    "label": "crops",
    "instance_id": "0c3cea01",
    "mask_svg": "<svg viewBox=\"0 0 264 264\" xmlns=\"http://www.w3.org/2000/svg\"><path fill=\"white\" fill-rule=\"evenodd\" d=\"M8 3H9V0H0V14H6V12L4 11V7H2L1 5L3 4H5V6H6V8H5V10H9V11H11V12H8V13H10V14H12L13 13V11L15 10V9H13V8H8ZM14 23V25H17V22L16 21H12V20H10L9 21V23ZM0 23H1V21H0ZM2 24V23H1ZM1 24H0V29L2 28L1 27ZM41 223L42 222V219L41 218H39L38 220H35V223ZM37 229V228H36ZM38 229H39V232L41 233V226L39 225V227H38ZM35 231H37V230H35ZM26 243H28V242H24V244L23 245H21L20 247H19V250H18V253H19V255L21 254V256H23L22 258H20L19 260H18V262L16 261V263L15 264H30L31 262H34V261H36V259H35V256L33 257L32 255H34V253H36L37 252V245H36V243H35V245L36 246H34L33 247V249L30 247V245H28V244H26ZM27 245V246H26ZM26 246V247H25ZM20 249H24V251L25 252H20ZM28 254V255H27ZM27 256H29V258L28 259H30V261L27 263L26 262V260H27ZM34 258V260H32ZM25 261V262H24ZM8 262V261H7ZM7 262H1L2 264H9V263H7Z\"/></svg>",
    "mask_w": 264,
    "mask_h": 264
}]
</instances>
